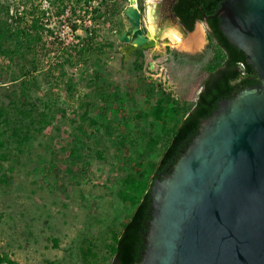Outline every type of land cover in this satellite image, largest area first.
<instances>
[{
  "label": "rangeland",
  "instance_id": "obj_1",
  "mask_svg": "<svg viewBox=\"0 0 264 264\" xmlns=\"http://www.w3.org/2000/svg\"><path fill=\"white\" fill-rule=\"evenodd\" d=\"M153 1L136 6L154 35ZM27 2L48 14L38 55L0 57V254L18 264H111L113 236L133 212L117 192L127 176L152 183L177 127L145 115L168 95L180 121L217 50L205 23H195L184 38L164 31L160 51L125 56L127 0H93L77 16L67 6L61 18L50 17L47 0ZM32 61L38 70L26 75Z\"/></svg>",
  "mask_w": 264,
  "mask_h": 264
},
{
  "label": "water",
  "instance_id": "obj_2",
  "mask_svg": "<svg viewBox=\"0 0 264 264\" xmlns=\"http://www.w3.org/2000/svg\"><path fill=\"white\" fill-rule=\"evenodd\" d=\"M136 1L127 0L128 28L118 37L130 52L159 42L162 22L182 38L190 33L171 11L175 0H167L161 22L154 0L150 41ZM213 17L258 84L221 101L167 177L153 181L140 264H264V0H222Z\"/></svg>",
  "mask_w": 264,
  "mask_h": 264
},
{
  "label": "trees",
  "instance_id": "obj_3",
  "mask_svg": "<svg viewBox=\"0 0 264 264\" xmlns=\"http://www.w3.org/2000/svg\"><path fill=\"white\" fill-rule=\"evenodd\" d=\"M50 17L60 18L67 9L72 8V14L84 11L93 0H47ZM222 0H177L173 13L179 22L191 31L196 22H206L208 26L207 39L216 47V54L206 68L205 76L195 83L199 89L194 103L183 110L184 116L180 121L176 117L180 108L168 95L157 97L150 113L145 117L165 127L168 122H176L168 144L164 148L157 166L153 172L152 183L159 176L169 174L178 157L186 149L191 140L198 134L200 124L209 118L218 104L230 99L239 91L256 86L258 77L248 64L246 57L232 47L219 30V19L213 17L220 7ZM47 10L28 5L27 0H0V57L12 60L35 57L44 48L43 36L46 31L44 20ZM82 13L79 14L81 16ZM49 17V16H48ZM75 30V27L74 29ZM134 55L140 56V50H134ZM27 74L38 70V63L32 61ZM102 88V93H104ZM0 110V128L6 120ZM83 120H87L83 115ZM88 127L96 125L88 121ZM3 143L0 142V148ZM146 181L136 180L127 176L123 188L117 192L122 203L133 208L131 216L122 223L121 231L113 236L111 264H140L145 250V235L151 220L150 189ZM82 255L90 256L89 249L81 250ZM0 264H18L6 255L0 254Z\"/></svg>",
  "mask_w": 264,
  "mask_h": 264
},
{
  "label": "bare ground",
  "instance_id": "obj_4",
  "mask_svg": "<svg viewBox=\"0 0 264 264\" xmlns=\"http://www.w3.org/2000/svg\"><path fill=\"white\" fill-rule=\"evenodd\" d=\"M147 4H150V3H148L147 2ZM173 30L174 31H176L177 32V30L175 29V28H173ZM153 33H154V35L152 34V31H151V29L149 28V32L148 33H146L147 34V37H148V39L151 41H154L153 40V38H154V36H155V32H154V30H153ZM178 33V32H177ZM179 34V33H178ZM180 35V34H179ZM170 42L172 43V44H176V45H179L181 42H180V40H179V38H178V36L177 35H175V34H172L171 36H170ZM159 44L160 43H158L157 41H154V46L152 47V48H154L155 47V49L154 50H156V51H160L162 48L159 46ZM164 44L165 45H168V43H165V42H163L161 45H162V47L164 46ZM180 46V45H179ZM178 46V47H179ZM182 47V46H181ZM180 48V47H179ZM176 49H177V47H176ZM181 49V48H180ZM130 52V50H129V48H127L126 47V49H125V54H128Z\"/></svg>",
  "mask_w": 264,
  "mask_h": 264
},
{
  "label": "flooded vegetation",
  "instance_id": "obj_5",
  "mask_svg": "<svg viewBox=\"0 0 264 264\" xmlns=\"http://www.w3.org/2000/svg\"><path fill=\"white\" fill-rule=\"evenodd\" d=\"M176 1L177 0H175V2H174V4H173V6H172V8H171V11H172V13H173V7L175 6V3H176ZM159 4H160V13H159V17H158V20L160 19V21L159 22H161V21H163V18L165 17V14H164V11H165V7H166V4H167V0H160L159 1ZM173 15H174V13H173ZM175 16V15H174ZM152 18L153 19H155V17H154V14H153V16H152ZM178 19V18H177ZM197 23V22H196ZM199 23H205V26H206V30H207V33H208V31H209V29H208V26H207V24H206V22H199ZM159 24V23H158ZM161 24H163L164 25V22H162ZM170 24V23H169ZM160 25V24H159ZM195 25V24H194ZM194 27V26H193ZM185 28V27H184ZM171 31L173 30V28L172 29H170ZM170 30H168V31H170ZM174 31V30H173ZM167 175L168 174H164V175H161V176H159L156 180H163V179H165V177H167Z\"/></svg>",
  "mask_w": 264,
  "mask_h": 264
},
{
  "label": "crops",
  "instance_id": "obj_6",
  "mask_svg": "<svg viewBox=\"0 0 264 264\" xmlns=\"http://www.w3.org/2000/svg\"><path fill=\"white\" fill-rule=\"evenodd\" d=\"M197 23H199V22H197ZM162 26L165 28V31H168V30L172 29V25L171 24H165L164 23V25L162 24ZM125 49L123 50L124 54H125ZM128 54H125V56H127Z\"/></svg>",
  "mask_w": 264,
  "mask_h": 264
},
{
  "label": "built area",
  "instance_id": "obj_7",
  "mask_svg": "<svg viewBox=\"0 0 264 264\" xmlns=\"http://www.w3.org/2000/svg\"><path fill=\"white\" fill-rule=\"evenodd\" d=\"M65 14H66V12H65ZM63 17V16H62ZM61 18V17H60Z\"/></svg>",
  "mask_w": 264,
  "mask_h": 264
}]
</instances>
